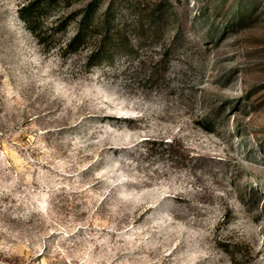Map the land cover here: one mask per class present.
Returning a JSON list of instances; mask_svg holds the SVG:
<instances>
[{
	"label": "rangeland",
	"instance_id": "374dc122",
	"mask_svg": "<svg viewBox=\"0 0 264 264\" xmlns=\"http://www.w3.org/2000/svg\"><path fill=\"white\" fill-rule=\"evenodd\" d=\"M0 264H264V0H0Z\"/></svg>",
	"mask_w": 264,
	"mask_h": 264
},
{
	"label": "trees",
	"instance_id": "16d2710c",
	"mask_svg": "<svg viewBox=\"0 0 264 264\" xmlns=\"http://www.w3.org/2000/svg\"><path fill=\"white\" fill-rule=\"evenodd\" d=\"M34 8L35 7L33 6V4L24 6L19 10V15H20V18L23 20V22L27 25V28L30 30V32H32V34H36L37 38H40V42H41L43 40L41 35L37 34L35 27H33V24L35 22V17L34 15H32L31 11ZM87 18H88V14H87ZM103 26H104L105 31H107V34H108L109 33V21L104 20ZM84 38L85 37L83 35V26H82V29H79L76 35L67 44L66 46L67 50H70L71 52H76L78 48L81 46L82 42L84 41ZM105 40L106 39L102 40V43L91 51L88 57V61L86 63L87 68L94 67L97 60L103 59L105 55V51H106Z\"/></svg>",
	"mask_w": 264,
	"mask_h": 264
}]
</instances>
